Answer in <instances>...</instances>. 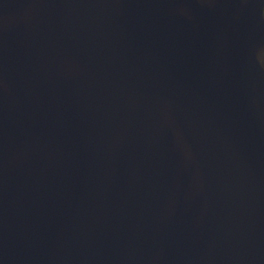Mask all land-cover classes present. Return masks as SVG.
I'll return each instance as SVG.
<instances>
[{
  "label": "water",
  "instance_id": "1",
  "mask_svg": "<svg viewBox=\"0 0 264 264\" xmlns=\"http://www.w3.org/2000/svg\"><path fill=\"white\" fill-rule=\"evenodd\" d=\"M0 264H264V0H0Z\"/></svg>",
  "mask_w": 264,
  "mask_h": 264
}]
</instances>
